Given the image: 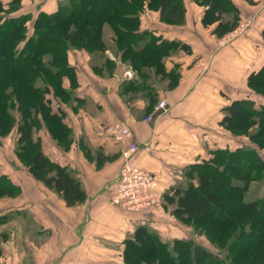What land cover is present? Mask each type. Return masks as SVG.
I'll return each mask as SVG.
<instances>
[{
	"label": "crops",
	"instance_id": "crops-1",
	"mask_svg": "<svg viewBox=\"0 0 264 264\" xmlns=\"http://www.w3.org/2000/svg\"><path fill=\"white\" fill-rule=\"evenodd\" d=\"M3 1L8 7L10 0ZM26 1L22 0L15 14L28 13L24 10ZM38 1L43 6L29 12L33 17L40 11L51 13L58 8L57 0ZM232 1L239 9V21L251 20V25L244 34L224 44L221 39L225 34L218 36L213 32L217 22L205 26V6L193 0H184L186 14L182 24L162 21L155 9L146 8L140 14V30H153L163 38L190 45L191 51L179 49L165 58L167 72L176 68L180 73L173 87L154 68L144 70V80L123 62L109 26L105 27L111 35L105 37L104 52L68 50L77 83L73 88L70 78L65 76L63 85L73 91L72 99L63 101L52 96V103L62 110L64 121L72 130L70 146L64 148L45 131L57 147L60 163L80 179L87 196L82 203L68 206L54 189L30 172L33 181L18 184L20 203L30 210L27 214L38 227L31 231L33 235H26L27 255L14 258L15 264H120L124 241L141 224L169 242L190 238V226L171 212L165 194L185 186L189 165L209 160L214 150L230 148L235 143L238 135L221 124L226 105L246 96L258 103L264 101V95L248 86L249 75L264 64V0ZM201 56L211 57L205 72L196 65ZM108 58L115 62L111 70L105 64ZM126 81H134L137 87L128 89ZM166 90L170 91L171 106L164 113H155L152 121H146L145 117L154 109L148 113L151 100L155 98L157 103ZM113 122L129 126L128 142L140 145L139 166L159 175V207L138 212L112 202L114 180L122 163L121 149L125 146L104 132V126ZM37 135L43 145L42 135Z\"/></svg>",
	"mask_w": 264,
	"mask_h": 264
},
{
	"label": "trees",
	"instance_id": "trees-1",
	"mask_svg": "<svg viewBox=\"0 0 264 264\" xmlns=\"http://www.w3.org/2000/svg\"><path fill=\"white\" fill-rule=\"evenodd\" d=\"M205 6V26L217 22L213 32L223 36L239 21L232 0H193ZM22 0H0V135L18 131L17 154L32 175L54 189L68 206L82 203L86 191L67 165L45 154L37 130L45 127L64 148L71 143V128L64 114L53 106L52 96L72 99L64 87L65 76L76 85L75 69L68 50L85 49L94 54L107 48L105 27L114 33L121 60L140 73L154 68L175 86L178 69L166 70L165 58L179 49L191 51L181 40L167 39L153 30H140V14L146 8L159 10L160 19L171 24L185 21L184 0H66L54 12L15 14ZM32 22V31L29 30ZM108 70L115 62L106 60ZM132 89L134 81H126ZM133 86V87H132ZM252 91L264 95V64L248 77ZM151 98L153 94L150 95ZM154 97V96H153ZM151 100L148 113L154 108ZM59 109V111L57 110ZM221 124L238 135H246L264 148V101L250 96L236 98L223 108ZM209 160L189 165L186 184L165 194L172 213L192 223L223 249V257L193 238H162L148 225H138L124 241L120 264H264V196L247 199L256 181H264V160L252 147L218 148ZM21 187L0 172V197H14ZM6 216H0V223Z\"/></svg>",
	"mask_w": 264,
	"mask_h": 264
},
{
	"label": "rangeland",
	"instance_id": "rangeland-1",
	"mask_svg": "<svg viewBox=\"0 0 264 264\" xmlns=\"http://www.w3.org/2000/svg\"><path fill=\"white\" fill-rule=\"evenodd\" d=\"M62 1L65 2L66 0H57L58 6ZM42 6L43 3L38 0H27L24 5V10L27 12H36ZM239 23L240 21L237 23V25ZM237 25L234 28H236ZM29 26V30L31 32L32 22H29ZM110 35L111 32L108 28L104 37L108 39L110 38ZM45 129L46 128L43 127L37 130L36 136H38V132L40 135H42V146L44 152L47 153L51 159L61 162V158L56 156L57 147L55 143L47 137V132ZM102 130L103 128L101 126L100 133ZM17 138V129H14L11 133L6 135H0V172L9 175L13 181H15L17 184H20L26 182L29 179H32L33 181V178L30 174L29 168L25 165V163H23V161L20 160L16 152ZM238 146H249L254 148L264 160V148H261L257 144L253 143L248 136L238 135L235 143L230 148H236ZM263 196L264 181H255L247 192V199H256ZM169 208L172 212L173 206L169 205ZM27 213L31 212L28 210V208H25V204L20 203V194L14 197H0V216H6L4 222L0 223V264H15L14 258L18 260L22 255L24 258L26 257V250H28L26 235H29V233L33 235L31 231H35L38 227L37 223L33 220V217L30 219ZM184 223L190 226L188 230V236H190V238L195 239L205 248L214 252H218L223 257L226 255L225 251L223 249H219V247H217L215 243L205 235L204 232L200 231L192 223ZM32 239H34V241L36 240L35 237H32Z\"/></svg>",
	"mask_w": 264,
	"mask_h": 264
},
{
	"label": "built area",
	"instance_id": "built-area-1",
	"mask_svg": "<svg viewBox=\"0 0 264 264\" xmlns=\"http://www.w3.org/2000/svg\"><path fill=\"white\" fill-rule=\"evenodd\" d=\"M251 20H241L236 28L225 34L221 39L224 44L244 34L250 27ZM198 68L205 72L211 65V57L201 56L196 62ZM169 90H166L156 103L154 109L145 117L146 121H152L155 113H164L171 106ZM104 132L115 141L123 144L121 149L122 163L115 178V191L112 202L122 205L128 210L145 211L160 206V177L157 173L146 170L138 164V152L140 145L128 142L131 130L127 124L113 122L104 126Z\"/></svg>",
	"mask_w": 264,
	"mask_h": 264
}]
</instances>
